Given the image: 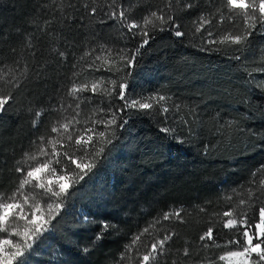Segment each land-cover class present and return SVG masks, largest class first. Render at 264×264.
Masks as SVG:
<instances>
[{
	"label": "trees",
	"instance_id": "16d2710c",
	"mask_svg": "<svg viewBox=\"0 0 264 264\" xmlns=\"http://www.w3.org/2000/svg\"><path fill=\"white\" fill-rule=\"evenodd\" d=\"M166 2L126 0V6L132 9L131 18L140 21L149 10L164 8ZM84 3L93 6V0H0V68L5 72L14 69L20 80L18 88L0 81V88L13 96L11 110L0 117V193L9 195L16 188L22 175L15 171L17 161L25 151L37 150L32 142L41 135L45 140L55 137L51 127L74 114L76 101L67 95L73 82L99 85L95 95L79 94L81 124L75 129L80 131L91 127L92 120L107 119L110 104L123 106L115 93L108 96L103 90L112 88L114 80L118 91L122 75L129 71L126 96L144 102L142 98L163 95L167 100L148 112L125 111L128 123L123 129L116 126L118 139L89 176L79 183L73 179L50 231L36 238L29 264H138V255L166 232L175 235L160 264H225L219 257L238 249L226 242L240 239L242 229L224 228L228 218L221 214L236 207L239 199H246L249 188L254 192L264 188V171H260L264 168V34L254 32L243 46L205 44L206 39L219 41L227 33H239L244 22L234 17L218 25L214 19L193 34L192 21L198 15L221 7L218 0H199L198 8L180 13L178 23L184 37L150 31L149 44L141 50L136 67L127 69L115 54L133 48L135 42L114 22L101 25L92 18L91 27H86L88 19L78 21L85 13ZM104 3L95 0L96 5ZM207 31L212 37H207ZM101 46L112 50L113 55L107 57L112 71L89 67L92 57L81 59L93 48V56H107V52L101 53ZM202 47L213 50L201 51ZM61 51L66 59L58 56ZM236 56L239 59L233 58ZM96 64L100 66L102 61ZM58 102L64 109L56 110ZM174 105L180 106L179 111ZM161 107L170 111L163 113ZM40 109L45 111L34 126L35 112ZM164 127L175 133L161 131ZM103 130L102 124L96 128L97 132ZM66 150L75 151L66 141L64 147L57 145V151ZM52 167L56 168L54 174H41L45 182L50 176L71 174L54 163ZM52 187L56 190L58 186L53 182ZM40 191L31 195L40 200L47 218L54 214L47 212V203L52 201L41 199ZM179 209L183 222L173 219L157 224L128 253L131 260L121 261L134 235L164 212ZM241 210L237 209L238 220ZM85 215L92 223L83 220ZM23 223L20 221L21 226ZM104 223L110 225L107 231L102 229ZM209 227L218 246L200 240ZM101 233L102 239L95 240ZM3 239L19 241V237L0 233ZM84 247L90 251L83 253Z\"/></svg>",
	"mask_w": 264,
	"mask_h": 264
},
{
	"label": "snow or ice",
	"instance_id": "6c2138e0",
	"mask_svg": "<svg viewBox=\"0 0 264 264\" xmlns=\"http://www.w3.org/2000/svg\"><path fill=\"white\" fill-rule=\"evenodd\" d=\"M216 2L217 0H210V3ZM218 2L221 4V7L215 8L210 12H202L192 21L193 34L200 33L205 29L206 25H211L214 19L217 20V24L219 25L223 24L226 19L232 20L234 17L243 20V30L237 34L227 33L219 41L206 39L204 41L205 44L228 43L243 46L254 32L259 31L261 34H264V0H218ZM69 7L75 8L76 5L70 4ZM198 7L199 0H167L164 8L149 10L140 21H137L131 18L132 9L130 6H126V0L125 3H117V0H105L103 5H96L95 0H93V6L91 7H89L88 3L83 4L85 13L78 17L77 20L88 19L89 24L86 27H91L92 18H95V22L101 25L111 26V23L114 22L121 29L126 30L125 36L130 37L135 42L134 47L131 49H120L115 55L123 64V68L131 69L136 67L137 58L141 55V50L149 44L150 31L153 35L157 31H170L175 37H184L186 33L180 30L181 24L178 23L181 19L180 13ZM206 35L207 37H212L213 33L207 31ZM212 50L205 47L201 48V51ZM95 51V48L85 51L81 59L92 57L89 67H94L99 71L102 66L107 71H112V66L107 58L113 55L112 50L101 46V53L107 52V56H93ZM58 56L64 59L67 58L65 52L62 51L58 53ZM233 58L239 59L238 56ZM97 61H102V65L98 66L96 64ZM73 67L76 66L73 65ZM123 68H118L117 71L123 73ZM0 73H4L0 75V81H3L5 86L20 87V80L15 75L14 69L9 68L5 72L4 69L0 68ZM130 75V71L122 75L118 91L115 87L116 81L114 80L111 81L112 88H105L103 90L104 94L108 96H112L115 93V98L123 101V106L116 107L114 103L110 104L108 107V118L92 120V126L85 127L83 131L75 129L76 125L81 124V120L79 119L80 103L83 101L79 94L91 92L95 95L99 90V85L93 83L89 87L88 84L73 82L68 89L67 95L76 101L75 108L73 109L74 114L70 118L65 117L64 120L57 121L56 125L51 127L50 131L56 134L55 137L45 140L44 135L38 136L37 140L32 142L33 145L37 146V150L31 153L25 151L21 160L17 161L15 171L22 175L16 188L9 195L0 193V233L19 237V241L17 242L13 239L0 240V264H14L17 261L18 264H29V257L35 251L33 244L36 243V238L42 237L45 232L50 231L49 225L56 218V215L59 214V209L63 206L64 198L68 196V190L72 187L73 179L75 178V182L79 183L89 176L92 169L96 167L97 161L102 156L107 155V150H110L109 146L113 145V140L118 139L116 136V126L119 125V128L123 129L128 123V120L123 115L126 110L135 109L141 112H148L149 110H154V106L161 105L162 102L167 100L163 95L142 98L144 102H141L140 99L126 96L129 90L127 77ZM73 76H76L75 72ZM12 100L11 91L5 93L3 88H0V117L11 110L10 101ZM58 103L59 109L56 110L64 109V104ZM67 107L72 108V105L69 104ZM174 107L179 111V105H174ZM44 111V109H40L35 112L33 119L34 126ZM99 111L104 112V109L101 108ZM160 111L168 113L170 109L169 107H161ZM101 124L104 130L97 132V126ZM109 129H111L110 132ZM161 131L169 134L175 133V129L168 127H164ZM94 137H98V139L94 140ZM65 141L75 151H57V145L64 147ZM179 142L183 143V141ZM97 144H99V147H97ZM77 152L79 155L76 154ZM53 163L60 167L62 171L67 168L71 173L57 178L55 183L58 187L56 190H53L52 187L53 180L49 178L45 182L41 175L43 173L54 174L56 168L52 167ZM260 171H264V168L260 169ZM26 188L29 189L27 193L25 191ZM36 189L41 190L38 193L41 199L46 197L47 201H52L47 203V212L54 214L48 215L47 218H45V212L41 207L40 200L31 195V192ZM233 192L235 193V190ZM246 196V199H239L236 207L221 214L223 217L228 218L223 223L224 228L234 229L239 227L242 231L238 232L240 239H232L226 242V244L237 245L239 250L228 251L226 255H221L219 260H228L229 264H264V188L257 189L255 192L249 188ZM254 197L255 199H253ZM226 199L231 200V196L226 197ZM30 200L31 203H29ZM254 205H256L255 208ZM243 206L247 207L243 208ZM237 209H242L239 220L235 218ZM201 210L203 211V209ZM181 211L182 209L164 212L162 216L151 221L142 232L134 235L131 243L125 246V252L120 258L121 261L125 259L131 260L128 253L136 248L141 241V237L154 229L157 224H162L163 221H171L173 219L183 222ZM249 212H252L251 217L249 216ZM250 218L252 220L251 223H249ZM83 220L86 223H92L86 215L83 217ZM20 221L24 222L23 226H21ZM109 227L110 225L107 223L102 225L103 231H107ZM174 235L175 232H166L162 238L154 239L148 246V250L138 255V264H160L161 258L168 250V242L172 240ZM94 239H102V233L95 236ZM200 240H211L215 245L213 228L209 227L200 236ZM207 246V244L204 245V247ZM81 251L88 253L90 249L84 247ZM188 254V249L185 248L184 255L187 256Z\"/></svg>",
	"mask_w": 264,
	"mask_h": 264
},
{
	"label": "rangeland",
	"instance_id": "374dc122",
	"mask_svg": "<svg viewBox=\"0 0 264 264\" xmlns=\"http://www.w3.org/2000/svg\"><path fill=\"white\" fill-rule=\"evenodd\" d=\"M58 177H59V176H56V177H55V176H50V177H48V179L51 178V179L53 180V182H56V180H57ZM48 179H47V180H48ZM47 180H46V181H47ZM236 250H239V248L236 249ZM236 250H233V251H236ZM227 252H228V251L224 252L223 255H226ZM224 263H225V264H229V261H228V260H224Z\"/></svg>",
	"mask_w": 264,
	"mask_h": 264
}]
</instances>
